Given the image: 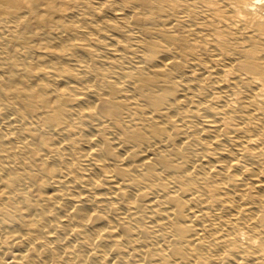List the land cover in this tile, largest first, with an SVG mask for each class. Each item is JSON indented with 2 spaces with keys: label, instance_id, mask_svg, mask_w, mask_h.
<instances>
[{
  "label": "bare ground",
  "instance_id": "obj_1",
  "mask_svg": "<svg viewBox=\"0 0 264 264\" xmlns=\"http://www.w3.org/2000/svg\"><path fill=\"white\" fill-rule=\"evenodd\" d=\"M0 264H264V0H0Z\"/></svg>",
  "mask_w": 264,
  "mask_h": 264
}]
</instances>
